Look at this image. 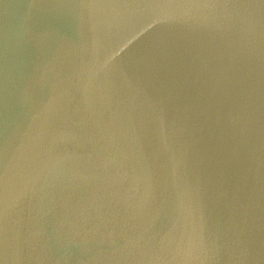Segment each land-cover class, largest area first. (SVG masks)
I'll use <instances>...</instances> for the list:
<instances>
[{
	"label": "water",
	"instance_id": "1",
	"mask_svg": "<svg viewBox=\"0 0 264 264\" xmlns=\"http://www.w3.org/2000/svg\"><path fill=\"white\" fill-rule=\"evenodd\" d=\"M0 264H264V0H0Z\"/></svg>",
	"mask_w": 264,
	"mask_h": 264
}]
</instances>
